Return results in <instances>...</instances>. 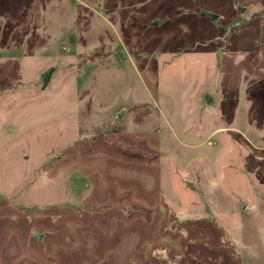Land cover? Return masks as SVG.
I'll list each match as a JSON object with an SVG mask.
<instances>
[{
	"label": "rangeland",
	"instance_id": "rangeland-1",
	"mask_svg": "<svg viewBox=\"0 0 264 264\" xmlns=\"http://www.w3.org/2000/svg\"><path fill=\"white\" fill-rule=\"evenodd\" d=\"M0 264H264V0H0Z\"/></svg>",
	"mask_w": 264,
	"mask_h": 264
},
{
	"label": "water",
	"instance_id": "water-1",
	"mask_svg": "<svg viewBox=\"0 0 264 264\" xmlns=\"http://www.w3.org/2000/svg\"><path fill=\"white\" fill-rule=\"evenodd\" d=\"M234 4H236V2H234ZM242 11H244V8H242L241 12ZM202 15L208 20L214 21L217 18V15L214 13L203 12ZM155 24L157 25L158 23H155ZM52 73H53V68H50L46 70L44 73H42L41 79H42L43 87H46L48 85V82L51 79ZM206 97H207L206 102L209 103L212 99L209 96H206ZM241 205H242V209H245V205L244 204H241ZM36 238L41 239V235L40 234L36 235Z\"/></svg>",
	"mask_w": 264,
	"mask_h": 264
}]
</instances>
